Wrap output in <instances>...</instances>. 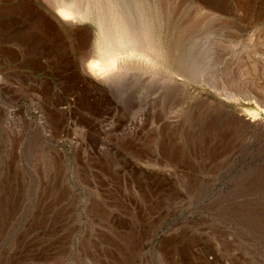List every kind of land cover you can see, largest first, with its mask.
<instances>
[{
    "label": "rangeland",
    "instance_id": "374dc122",
    "mask_svg": "<svg viewBox=\"0 0 264 264\" xmlns=\"http://www.w3.org/2000/svg\"><path fill=\"white\" fill-rule=\"evenodd\" d=\"M162 1L191 75L105 86L92 23L0 0V264H264V0Z\"/></svg>",
    "mask_w": 264,
    "mask_h": 264
},
{
    "label": "bare ground",
    "instance_id": "6f19581e",
    "mask_svg": "<svg viewBox=\"0 0 264 264\" xmlns=\"http://www.w3.org/2000/svg\"><path fill=\"white\" fill-rule=\"evenodd\" d=\"M46 1L48 6L43 7V13L64 31L75 30L76 25L83 22L94 25L95 39L92 52L97 53L98 58L92 57L93 60L85 63L84 70L86 74L96 79L97 85L106 86L113 80H119L128 68L141 63L158 70H166L175 64L187 75H191L188 58H183L184 53H187L183 49L185 44L183 43L180 49H175L169 40L170 34L162 31V25H165L174 14L167 13L170 9L169 1L167 3L160 0ZM212 7L216 8L214 5ZM153 13L159 18L153 20Z\"/></svg>",
    "mask_w": 264,
    "mask_h": 264
}]
</instances>
